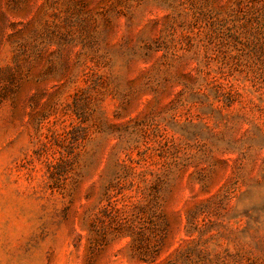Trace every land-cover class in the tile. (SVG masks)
<instances>
[{
    "label": "rangeland",
    "instance_id": "374dc122",
    "mask_svg": "<svg viewBox=\"0 0 264 264\" xmlns=\"http://www.w3.org/2000/svg\"><path fill=\"white\" fill-rule=\"evenodd\" d=\"M139 212L264 264V0H0V264H139Z\"/></svg>",
    "mask_w": 264,
    "mask_h": 264
},
{
    "label": "trees",
    "instance_id": "16d2710c",
    "mask_svg": "<svg viewBox=\"0 0 264 264\" xmlns=\"http://www.w3.org/2000/svg\"><path fill=\"white\" fill-rule=\"evenodd\" d=\"M192 225V222H190ZM117 237L130 238L135 258L139 264H230L216 248L211 238L202 236L191 241L185 249H179L173 257L159 262L165 245V227L159 215L138 213L133 220L127 217L116 227ZM192 226L187 231V237H192Z\"/></svg>",
    "mask_w": 264,
    "mask_h": 264
}]
</instances>
